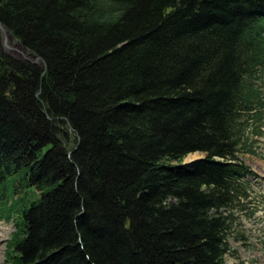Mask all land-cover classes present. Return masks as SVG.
Wrapping results in <instances>:
<instances>
[{
	"label": "trees",
	"instance_id": "obj_1",
	"mask_svg": "<svg viewBox=\"0 0 264 264\" xmlns=\"http://www.w3.org/2000/svg\"><path fill=\"white\" fill-rule=\"evenodd\" d=\"M0 23L42 60L0 53V200L38 193L11 264H226L254 200L264 0H0Z\"/></svg>",
	"mask_w": 264,
	"mask_h": 264
},
{
	"label": "rangeland",
	"instance_id": "obj_2",
	"mask_svg": "<svg viewBox=\"0 0 264 264\" xmlns=\"http://www.w3.org/2000/svg\"><path fill=\"white\" fill-rule=\"evenodd\" d=\"M17 43L0 29V53L32 64L40 63L39 59L36 60L35 56L23 51ZM256 139L258 142H254V145L259 146L256 154H239V158L254 173L249 177L253 190L250 194L254 200L252 204L249 203V209L236 211L235 217L229 219L226 236L229 249L224 254L226 264H264V128L262 135ZM190 154H195L192 157L202 155L200 152ZM16 181H19V177ZM19 191L20 193L14 192L0 200V225L8 228L5 238L0 242V264H11L13 258H16L12 251L14 244L10 242L15 233L14 225L18 228L23 205L38 197L37 191L32 187L20 188Z\"/></svg>",
	"mask_w": 264,
	"mask_h": 264
},
{
	"label": "water",
	"instance_id": "obj_3",
	"mask_svg": "<svg viewBox=\"0 0 264 264\" xmlns=\"http://www.w3.org/2000/svg\"><path fill=\"white\" fill-rule=\"evenodd\" d=\"M0 29L3 31V32H6L8 33V35L10 36V38L14 39L16 41V43L21 47V49L23 51H25L26 49L20 44V42L14 37V35L11 33V31L6 27L4 26L2 23H0ZM27 51V50H26ZM28 52V51H27ZM29 53V52H28ZM36 57V60H41L38 56H35ZM28 60V59H27ZM42 61V60H41ZM33 63H36V61H34ZM190 154V153H189ZM189 154H187V156L184 158V160L182 161V163H187V162H190V161H193L195 159H198V158H202L203 157V154L200 155V156H197V157H191V158H188Z\"/></svg>",
	"mask_w": 264,
	"mask_h": 264
},
{
	"label": "bare ground",
	"instance_id": "obj_4",
	"mask_svg": "<svg viewBox=\"0 0 264 264\" xmlns=\"http://www.w3.org/2000/svg\"><path fill=\"white\" fill-rule=\"evenodd\" d=\"M197 154V153H196ZM195 154H189V158L194 156ZM8 228L0 225V242L5 238ZM1 249V246H0Z\"/></svg>",
	"mask_w": 264,
	"mask_h": 264
}]
</instances>
